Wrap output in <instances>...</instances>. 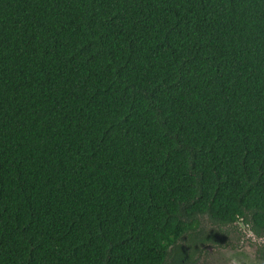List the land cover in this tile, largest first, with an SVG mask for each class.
I'll return each mask as SVG.
<instances>
[{
  "label": "trees",
  "instance_id": "1",
  "mask_svg": "<svg viewBox=\"0 0 264 264\" xmlns=\"http://www.w3.org/2000/svg\"><path fill=\"white\" fill-rule=\"evenodd\" d=\"M238 222L264 231V0H0V264H183Z\"/></svg>",
  "mask_w": 264,
  "mask_h": 264
},
{
  "label": "flooded vegetation",
  "instance_id": "2",
  "mask_svg": "<svg viewBox=\"0 0 264 264\" xmlns=\"http://www.w3.org/2000/svg\"><path fill=\"white\" fill-rule=\"evenodd\" d=\"M238 225L240 228H238L237 231L231 232L229 234H224V236L222 237V239L225 238L228 241L229 237L232 236L231 234H234V240L231 241L233 244L229 242L232 247L200 246L197 248H193L198 250L194 253L192 261L183 262V264H201L205 260L204 258V260L202 261L205 252H207V254L211 256V253L214 251L226 249H230L229 252L237 253L239 256H245L247 261H229L224 264H264V231L255 234L250 229H248L243 222H238ZM211 262H207L206 260L205 264H221L219 262H213L212 260Z\"/></svg>",
  "mask_w": 264,
  "mask_h": 264
},
{
  "label": "rangeland",
  "instance_id": "3",
  "mask_svg": "<svg viewBox=\"0 0 264 264\" xmlns=\"http://www.w3.org/2000/svg\"><path fill=\"white\" fill-rule=\"evenodd\" d=\"M201 226H202V232L204 234H208V233L209 234H216V231L214 230V228L210 227L207 222L203 221L201 223ZM231 235H230L231 237H229L228 241L226 240V242L232 243L231 241L234 240V238H233L234 234H231ZM201 247H202V244H201ZM229 251H230V249L214 251L211 253V256L208 255L207 252H205V255L202 258V261L204 260V258H205V260L201 264H205L206 260H207V262L208 261L211 262V260H212L213 262H219L221 264L227 263L229 261H233V262H237V261L241 262L242 260L247 261L245 256H241V255L239 256L237 253L229 252Z\"/></svg>",
  "mask_w": 264,
  "mask_h": 264
}]
</instances>
